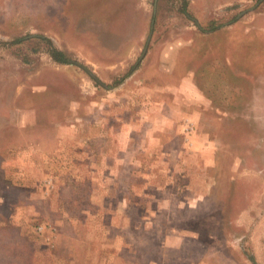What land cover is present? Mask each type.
Masks as SVG:
<instances>
[{
	"label": "rangeland",
	"instance_id": "rangeland-1",
	"mask_svg": "<svg viewBox=\"0 0 264 264\" xmlns=\"http://www.w3.org/2000/svg\"><path fill=\"white\" fill-rule=\"evenodd\" d=\"M0 264H264V0H0Z\"/></svg>",
	"mask_w": 264,
	"mask_h": 264
},
{
	"label": "trees",
	"instance_id": "trees-1",
	"mask_svg": "<svg viewBox=\"0 0 264 264\" xmlns=\"http://www.w3.org/2000/svg\"><path fill=\"white\" fill-rule=\"evenodd\" d=\"M184 12L186 13V10H184ZM219 28H220V25L214 26L209 31L213 32V31L218 30ZM45 40L48 42L49 47H50L49 54L55 62H57L59 64H63V65L74 64V62L71 60V58L66 53L55 48L49 39H45Z\"/></svg>",
	"mask_w": 264,
	"mask_h": 264
},
{
	"label": "crops",
	"instance_id": "crops-1",
	"mask_svg": "<svg viewBox=\"0 0 264 264\" xmlns=\"http://www.w3.org/2000/svg\"><path fill=\"white\" fill-rule=\"evenodd\" d=\"M206 139V138H205ZM204 138L202 139L203 140V142H205V144H206V146L210 143L209 142V140H205ZM208 147V146H207ZM205 148V150L207 151V148L206 147H204V146H202L201 148H200V152H204V149ZM205 154H209V151H207V152H204ZM211 153H213L214 154V150L213 151H211Z\"/></svg>",
	"mask_w": 264,
	"mask_h": 264
},
{
	"label": "water",
	"instance_id": "water-1",
	"mask_svg": "<svg viewBox=\"0 0 264 264\" xmlns=\"http://www.w3.org/2000/svg\"><path fill=\"white\" fill-rule=\"evenodd\" d=\"M151 38V37H150ZM149 42H150V40H149ZM147 48H148V46H147Z\"/></svg>",
	"mask_w": 264,
	"mask_h": 264
}]
</instances>
